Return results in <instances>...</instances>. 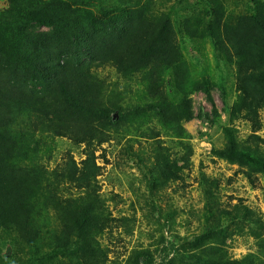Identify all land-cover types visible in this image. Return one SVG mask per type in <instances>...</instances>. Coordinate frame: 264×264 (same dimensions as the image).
<instances>
[{
	"label": "rangeland",
	"instance_id": "obj_1",
	"mask_svg": "<svg viewBox=\"0 0 264 264\" xmlns=\"http://www.w3.org/2000/svg\"><path fill=\"white\" fill-rule=\"evenodd\" d=\"M62 1L73 7L72 18L76 12L84 17L87 10L98 12L79 8L81 0ZM137 1L144 9L137 18L148 23L149 33L153 23L169 20L172 49L136 64L93 62L89 72L86 65L91 105L78 116L61 106L58 85L45 88L46 78L32 80L13 62L18 53L51 59L48 63L69 59L60 46L66 45L65 32L33 23L27 28L29 39H22L18 30L27 20L13 10L19 1L0 0V133L8 130L17 138L8 166L49 172L66 152L79 163L83 147L71 135L93 130L96 137L108 139L96 155L102 167L100 196L111 227L93 236L90 245L99 253L88 264H264V172L215 154L226 146L224 127L240 140L251 133L246 111H233L239 93L231 44L222 28L228 23L234 29L256 0H182L178 8L187 9L178 16L171 12L174 0ZM209 25L219 27L220 69L206 35ZM242 42L254 43L245 36ZM205 81L209 98L196 88ZM19 99L32 101L34 111L16 105ZM258 120L257 135L263 140L258 152L264 156L263 107ZM177 169L180 178L172 181L170 173ZM202 175L209 182V198L199 184ZM49 215L39 210L33 217L31 234L41 238L34 249L26 246L28 237L16 225L19 217L0 219V264H85L72 255L46 260L39 254L47 249L48 230L61 227L60 219Z\"/></svg>",
	"mask_w": 264,
	"mask_h": 264
},
{
	"label": "trees",
	"instance_id": "obj_2",
	"mask_svg": "<svg viewBox=\"0 0 264 264\" xmlns=\"http://www.w3.org/2000/svg\"><path fill=\"white\" fill-rule=\"evenodd\" d=\"M18 1L13 10H16L23 21L27 20L18 30L22 39H29L27 28L33 23L38 28L58 26L66 34V45L60 42V46L63 50L64 47L68 50L69 59L62 56L56 63H48L51 59L30 56L31 53L26 56L18 53L13 62L19 64L21 70H25L32 80L46 78L45 84L43 83L45 88L58 85L61 106L78 113V116L87 113L91 105L89 101L92 87L90 80L84 75L86 65L85 69L89 72L87 67L93 62H111L119 66L122 59L121 61L127 60L136 64L143 61V58L164 54L172 49L169 20L162 24L153 23L149 33L148 23L137 18L144 11L137 0H81V4L77 5L79 8H96L98 12L87 10L85 17L84 14L76 12L74 18L71 11L73 7H69L62 0ZM78 1L80 0H76ZM174 1L176 4L171 7L173 16H178L180 11L186 12L187 8H178V3L182 0ZM29 3L32 5L29 6ZM222 12L220 7L219 17ZM208 14L212 15L209 9ZM224 24L222 36L231 44L233 83L239 93V104L233 107V111H246L251 133L246 139L240 140L232 128L224 127L226 146L215 154L220 159H237L264 172V156L258 152V146L263 140L257 135L260 129L258 110L264 108V0L252 1L249 14L240 16L234 29L228 23ZM216 29L219 27L209 25L206 35L213 44L214 58L220 69L224 62L221 57L223 45ZM244 36L253 39L254 43H243ZM35 41L38 43L37 38ZM207 84L208 81H205L204 85L196 88L209 98ZM220 90L224 94V85ZM16 105L29 111L35 109L34 103L29 99H19ZM166 116L167 112L163 110L162 118L165 123ZM71 138L83 147V159L79 163H76L70 152H66L62 162L49 172L36 168L21 171L8 166L10 149L15 146L17 138L8 130L0 133V219L6 216L10 220L19 217L15 219L18 220L16 225L28 237L26 246L34 249L41 238H36L35 233L31 234L34 229L33 217L39 210L47 217L51 213L58 217L57 221L60 219L61 227L54 231L48 230L49 236L45 237L48 240L47 249L39 254L46 256V260L72 255L88 264L96 262V255L99 253L96 251L98 247L94 250L90 245L93 236L111 227L110 217L105 213L107 208L100 196L98 177L102 167L97 161L100 156L96 155L108 139L99 135L96 137L93 130L87 129L80 133L76 131ZM172 167L176 168L175 165ZM178 172L179 169L176 172L171 171L169 179L179 180ZM199 184L204 196L209 198V182L203 175ZM247 210L244 208L245 212ZM251 218L247 216L246 220L250 221ZM244 262L252 264L246 260ZM228 264L241 262L233 261Z\"/></svg>",
	"mask_w": 264,
	"mask_h": 264
}]
</instances>
